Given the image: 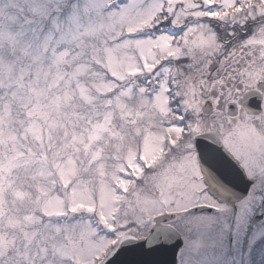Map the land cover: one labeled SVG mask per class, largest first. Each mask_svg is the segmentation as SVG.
Returning <instances> with one entry per match:
<instances>
[{"label":"snow or ice","instance_id":"snow-or-ice-1","mask_svg":"<svg viewBox=\"0 0 264 264\" xmlns=\"http://www.w3.org/2000/svg\"><path fill=\"white\" fill-rule=\"evenodd\" d=\"M0 264H264V0H0Z\"/></svg>","mask_w":264,"mask_h":264},{"label":"water","instance_id":"water-1","mask_svg":"<svg viewBox=\"0 0 264 264\" xmlns=\"http://www.w3.org/2000/svg\"><path fill=\"white\" fill-rule=\"evenodd\" d=\"M167 259H168L169 262H171V260H172V253H168Z\"/></svg>","mask_w":264,"mask_h":264}]
</instances>
